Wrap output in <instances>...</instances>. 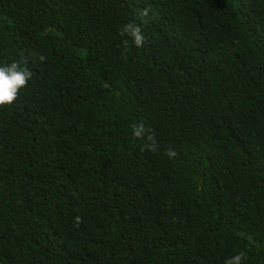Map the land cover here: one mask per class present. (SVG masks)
I'll return each instance as SVG.
<instances>
[{
  "label": "trees",
  "instance_id": "16d2710c",
  "mask_svg": "<svg viewBox=\"0 0 264 264\" xmlns=\"http://www.w3.org/2000/svg\"><path fill=\"white\" fill-rule=\"evenodd\" d=\"M13 62L0 264H264V0H0Z\"/></svg>",
  "mask_w": 264,
  "mask_h": 264
},
{
  "label": "clouds",
  "instance_id": "9594fccd",
  "mask_svg": "<svg viewBox=\"0 0 264 264\" xmlns=\"http://www.w3.org/2000/svg\"><path fill=\"white\" fill-rule=\"evenodd\" d=\"M120 34L128 38L124 40L126 46L129 44V40L138 48L143 46L144 35L141 28L134 23L125 24L120 29ZM40 60L43 61L44 57L41 56ZM32 75L30 70L22 68L17 62L0 66V106L12 105L17 100L20 90L26 87ZM132 135L144 141L142 144L143 149L151 151L157 150L154 137L142 122L132 126ZM166 154L169 157L176 155L174 150H168ZM243 258L244 253L240 252L225 260L224 264H241Z\"/></svg>",
  "mask_w": 264,
  "mask_h": 264
}]
</instances>
